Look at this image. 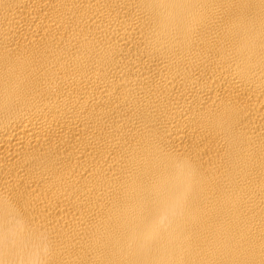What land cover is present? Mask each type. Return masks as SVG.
<instances>
[{"label": "bare ground", "instance_id": "obj_1", "mask_svg": "<svg viewBox=\"0 0 264 264\" xmlns=\"http://www.w3.org/2000/svg\"><path fill=\"white\" fill-rule=\"evenodd\" d=\"M0 264H264V0H0Z\"/></svg>", "mask_w": 264, "mask_h": 264}]
</instances>
